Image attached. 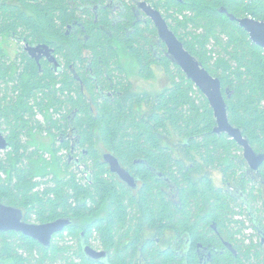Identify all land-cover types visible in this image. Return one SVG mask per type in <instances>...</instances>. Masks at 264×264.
Instances as JSON below:
<instances>
[{
	"label": "trees",
	"instance_id": "obj_1",
	"mask_svg": "<svg viewBox=\"0 0 264 264\" xmlns=\"http://www.w3.org/2000/svg\"><path fill=\"white\" fill-rule=\"evenodd\" d=\"M71 1L29 6L42 27L15 8L0 16V33L26 24L30 41L47 43L57 35L67 42L58 48L59 73L48 63L40 72L23 54L10 61L0 45V128L10 144L0 157V201L22 209L27 222L73 221L49 248L22 233L0 232V264H264V163L259 179L246 174L242 147L214 132L209 101L166 57L152 21H136L134 0H113L126 9L117 14L111 6L79 12L104 0H73L76 11ZM144 1L221 80L230 123L264 153V49L219 11L264 20V0ZM73 18L84 31L65 38ZM124 58L146 80L160 68L169 85L157 95L137 93ZM38 135L52 140L50 148L33 146ZM73 144L92 172L89 181L70 161ZM106 152L141 182L136 192L111 173ZM247 228L253 235H244ZM94 241L108 262L85 255L83 242ZM198 244L218 247L212 261H200Z\"/></svg>",
	"mask_w": 264,
	"mask_h": 264
},
{
	"label": "water",
	"instance_id": "obj_2",
	"mask_svg": "<svg viewBox=\"0 0 264 264\" xmlns=\"http://www.w3.org/2000/svg\"><path fill=\"white\" fill-rule=\"evenodd\" d=\"M138 7L153 21L158 31L159 39L167 47L166 57L174 65L182 69L187 79L191 80L209 101L210 107L214 111L216 122L214 132L218 135L226 134L236 141L243 149V159L248 163L249 171L259 173V169L264 163V153H257L251 147L249 140L243 136L242 131L230 123L221 80L212 76L203 64L185 48L183 42L170 29L160 11L154 9L147 2H139ZM219 11L222 14H226L232 21L238 22L239 26L249 34L251 41L264 49V21H257L251 17L238 18L229 13L225 7L220 8ZM28 49L30 55L36 58L37 61L43 55L47 57L52 55L49 47L45 45ZM49 59L51 62H55L56 66L59 65L54 56ZM9 148L10 144L0 129V152L7 151ZM103 162L108 164L111 173L130 188L136 189L138 187L136 178L121 165L113 153H105ZM87 172L88 170L84 171V173ZM72 223L73 221L70 218H60L43 224L27 222L22 209L6 205L0 201V232L22 233L45 248L51 246L55 235L63 232ZM226 245L231 250L233 249L231 244L226 243ZM201 247L202 245L199 244L198 248L200 249ZM83 250L85 255L93 261H101L107 257L105 251H98L85 242H83Z\"/></svg>",
	"mask_w": 264,
	"mask_h": 264
},
{
	"label": "flooded vegetation",
	"instance_id": "obj_3",
	"mask_svg": "<svg viewBox=\"0 0 264 264\" xmlns=\"http://www.w3.org/2000/svg\"><path fill=\"white\" fill-rule=\"evenodd\" d=\"M86 1L89 2V0H86ZM180 1H182V0H180ZM47 2H48V0H0V16L2 14H4L3 11L6 10L7 8L8 9L15 8V9L19 10L20 13H23L24 15H26L27 18H30L31 16H34L35 20L37 22H39L38 26L39 27H42V24H41V22L39 20V14L37 15V13L34 12L33 9H30L29 6L36 5V4L44 5ZM113 2H114L113 0H106V1L104 0L103 3L96 4V5H91V4H88L87 3V5H84L82 7H79V10H80L79 12L81 13V11L84 10V9H90V10H92L94 12H97L100 8H108V7L111 6L112 7L113 14H117L120 11H122V13H125L126 9L124 8L122 2L117 1L114 4H113ZM139 2H147V1H144V0H140V1L139 0H134V2H133L134 3V7L132 8V11L134 12V14L136 16V21L137 22H142V21H146V20L152 21L144 13V11L138 7ZM249 2H251V1H249ZM147 3L153 7V5L150 4L149 2H147ZM71 5H72V9L74 11H76L77 8H76V5H75V1L72 0L71 1ZM161 14H162V12H161ZM246 17H251V18H253V19L257 20V21H264V20H258V19L254 18L252 16H246ZM246 17H243V18H246ZM118 20L120 21L122 19L117 16V21ZM60 23L61 22L58 21V23H56V24L58 25ZM152 23H153V21H152ZM153 25H154V23H153ZM78 29H80L83 32L84 31V26L82 25V23L80 21H77L75 18H73L71 21H68L66 23V25L64 26V28H63V36L65 38L76 36L78 34ZM29 30L30 29L28 28V25L25 24V25H21V27L18 29V32L17 33L12 32L11 30H8L5 33H0V45L4 49L5 56L10 61L18 62L20 55L23 54V55L27 56L29 59L33 60L38 65L40 72H43L42 63H48L51 66L52 70H54L56 73L61 72L63 70V66L61 65V57H60V55L58 53V48L60 47L61 44H67L66 40L65 41L64 40H61L60 41L59 40V37L57 35H55V36L50 37L48 39V42L47 43H43V42H33L32 40L30 41L28 39ZM157 34H158V31H157ZM249 38H250V36H249ZM44 45L49 47L52 55H49V57L43 55L42 58H40L39 61H37L36 58H33L30 55L28 48H30V47H39V46H44ZM165 47H166V45H165ZM166 52H167V47H166ZM52 56H54L55 59L57 60V62L59 64L58 66H56V63L55 62H51L50 61L49 58H51ZM112 96H113V94L112 93H109V97H112ZM78 153H79V146L77 144H73L72 151L69 154V158H70V161L71 162H73L75 165H77L79 168H81V166L82 165L84 166V164H80V160H82V156H77V157L75 156ZM106 153H109V152H106ZM140 162L141 161H136V163H140ZM246 164H247L246 174L247 175H252L254 179H259L258 178L259 177L258 176V173L249 171L248 163L246 162ZM85 170H86V167H85ZM153 172L156 173L155 171H153ZM90 173L92 174L91 171H90ZM91 174H89V172L85 173L86 179L88 181H89V177L91 176ZM158 175L160 177H162V174L161 173H158ZM121 182L124 183L123 181H121ZM137 183H138V187L136 189H132L127 184H125V183L124 184L126 186H128L130 189H132V191L136 192L140 188V186H141V182L139 180H137ZM167 193H168V195L171 198H173L174 193L172 191V188L168 189V192ZM263 197H264V182H263ZM212 227H213V229L215 231H217L216 230L217 228H216V225L215 224H212ZM257 239H258V237H257ZM226 243L227 242H224V246L227 247L228 249H230L226 245ZM198 245H197V248H196V252H197V254L200 257V261L202 263H207V262L212 261V255H213L212 252L213 253H217L218 252V247H216L215 245L214 246H212V245L204 246V245L201 244L202 247L199 249L198 248ZM92 247L95 248L94 246H92ZM96 250H98V251H105L107 253V251L106 250H103V249H96ZM139 252H141V248L139 249ZM188 252H189V249L186 251V254H188ZM107 259H108V253H107V257L104 260L97 261V262H102V263L103 262H108ZM139 264H146V263L143 260H139Z\"/></svg>",
	"mask_w": 264,
	"mask_h": 264
},
{
	"label": "rangeland",
	"instance_id": "obj_4",
	"mask_svg": "<svg viewBox=\"0 0 264 264\" xmlns=\"http://www.w3.org/2000/svg\"><path fill=\"white\" fill-rule=\"evenodd\" d=\"M124 62L129 72V79L133 85V89L137 93L147 92L152 95H157L161 93L169 85V81L167 80L163 70H161L160 68L155 67L154 77L152 79L146 80L139 76L138 70H137V67L134 61L124 58ZM51 144H52V140L50 138H47L46 136H40V135L36 136V140L33 142V146L35 148H41L42 150L50 148ZM5 153L6 151H1L0 157H3ZM241 154L243 156V152H241ZM47 157H49V154H47ZM78 171L79 172L82 171L83 173V171H85V167L82 165L80 170ZM210 175L213 178V182L215 183L216 186H219V187L223 186V178H222L221 173L218 170L211 171ZM83 176H85V173ZM240 219H246V217L243 216V217H240ZM31 222L35 223V220H32ZM246 222H247V225H249L248 220H246ZM254 232L255 231L252 228H247L244 232V235H250V234L253 235ZM93 246L96 249H101V246L99 245L97 241L93 242Z\"/></svg>",
	"mask_w": 264,
	"mask_h": 264
}]
</instances>
